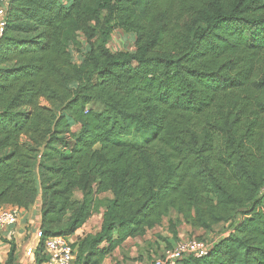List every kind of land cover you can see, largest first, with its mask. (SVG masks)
<instances>
[{"label": "trees", "instance_id": "obj_1", "mask_svg": "<svg viewBox=\"0 0 264 264\" xmlns=\"http://www.w3.org/2000/svg\"><path fill=\"white\" fill-rule=\"evenodd\" d=\"M38 201L39 264L100 213L73 264L165 221L173 239L226 226L178 264H264V0H9L0 208Z\"/></svg>", "mask_w": 264, "mask_h": 264}, {"label": "crops", "instance_id": "obj_2", "mask_svg": "<svg viewBox=\"0 0 264 264\" xmlns=\"http://www.w3.org/2000/svg\"><path fill=\"white\" fill-rule=\"evenodd\" d=\"M9 206L18 211V221L13 227H10V229H5L0 232L1 264H8L12 242L15 244V251L13 260L9 264H39L36 255H28L26 249L35 242V234L40 227L41 202L38 201L28 209ZM96 215L90 218V220L76 232L77 234L69 237L70 242H75L78 237L86 233H95L100 230L102 224L101 213L98 214L100 218L98 226L95 225V223H91ZM161 230H163L162 233H160ZM159 235L163 238H167L169 242H174L168 237L170 233L167 231V227L164 229L163 227H159L148 231L143 238L126 240L122 247H117L108 255L104 264H151L162 252L160 247H163V245L159 247V243H165L164 240L159 238Z\"/></svg>", "mask_w": 264, "mask_h": 264}, {"label": "built area", "instance_id": "obj_3", "mask_svg": "<svg viewBox=\"0 0 264 264\" xmlns=\"http://www.w3.org/2000/svg\"><path fill=\"white\" fill-rule=\"evenodd\" d=\"M9 0H0V39L3 36L7 25V9ZM18 221V211L10 206L0 208V232L10 229ZM44 234L42 230H37L35 242L26 249L28 255H34L40 246ZM212 243L202 239H186L178 241L172 247L165 248L155 264H178L180 260L188 256L203 257L211 249ZM44 254L47 259L41 264H73L75 259V249L68 238L63 235H52L46 237L43 242ZM1 264V259H0Z\"/></svg>", "mask_w": 264, "mask_h": 264}, {"label": "rangeland", "instance_id": "obj_4", "mask_svg": "<svg viewBox=\"0 0 264 264\" xmlns=\"http://www.w3.org/2000/svg\"><path fill=\"white\" fill-rule=\"evenodd\" d=\"M110 45L114 50L124 49V48L132 50L133 49V38L130 34H126V33L120 32V31H116L114 34V39H112ZM75 54L77 55V52H75ZM95 109L96 110L100 109V105L96 104ZM80 196H81V194L79 192L76 193L77 198H79ZM98 221H100V218H99V215L97 214L93 218L91 223H95V225L98 226V223H99ZM164 224H165V226H163V229L167 226V221H165ZM179 229H180V232H179L178 239L171 238V240L174 241V242H172L171 246L176 244L178 241L186 240V239H194V238L202 239V240H205L208 242L214 241L215 239H218L222 236L223 231L226 230V226H224V227H222V225L215 226V228L212 231H206L204 229H194L191 226H189L188 224L184 223L179 227ZM162 231L163 230H161L160 233H162ZM168 237H170V236H168ZM161 245H163V247ZM159 247H160V249L164 250L165 248H168L169 246L165 242L164 244L159 243Z\"/></svg>", "mask_w": 264, "mask_h": 264}, {"label": "bare ground", "instance_id": "obj_5", "mask_svg": "<svg viewBox=\"0 0 264 264\" xmlns=\"http://www.w3.org/2000/svg\"><path fill=\"white\" fill-rule=\"evenodd\" d=\"M77 234V233H76Z\"/></svg>", "mask_w": 264, "mask_h": 264}]
</instances>
